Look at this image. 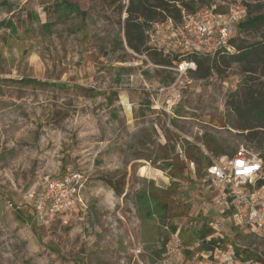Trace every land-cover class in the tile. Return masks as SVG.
<instances>
[{
  "label": "rangeland",
  "instance_id": "374dc122",
  "mask_svg": "<svg viewBox=\"0 0 264 264\" xmlns=\"http://www.w3.org/2000/svg\"><path fill=\"white\" fill-rule=\"evenodd\" d=\"M56 1L0 0V20L15 24L0 27V264H264L263 236L234 224L229 201L182 153L187 140L211 159L238 148L254 154L234 108L243 93L237 67L193 75L169 112L154 108L155 89L172 81L171 66L126 45V0L112 7L68 0L80 14L47 32L40 23ZM232 1L210 0L222 9ZM23 76L55 86L4 80ZM56 110L68 113L59 124ZM201 139H214V150ZM177 170L182 175L171 177ZM73 172L80 174L69 185L74 202L49 223L37 222L35 198ZM122 177L126 195L106 180ZM163 205L174 233L159 220ZM203 228L220 239L212 250L200 246ZM235 245L260 260H241Z\"/></svg>",
  "mask_w": 264,
  "mask_h": 264
},
{
  "label": "trees",
  "instance_id": "16d2710c",
  "mask_svg": "<svg viewBox=\"0 0 264 264\" xmlns=\"http://www.w3.org/2000/svg\"><path fill=\"white\" fill-rule=\"evenodd\" d=\"M106 7H112L117 0H100ZM246 7V15L238 23L237 34L231 38L225 45L221 46L213 55L207 52L189 51L180 53L175 51L162 52L154 46L146 43L145 30L153 26L154 23H162L171 20L174 24L181 22L184 15L192 14L200 10H206L213 5L210 0H126L123 17V34L126 45L134 52L147 55L154 63L160 66H173L181 60L192 61L195 68L190 71V75L197 78H207L213 69L217 73L224 72L233 65L237 67L238 72L242 74L240 82L243 85L242 99L237 103L235 108L236 115L245 123L247 132L243 138L250 144L247 148L252 149L254 154L261 160L262 172L264 171V4H249L243 0ZM201 6H206L200 9ZM216 9H222L217 6ZM76 6L68 0H59L46 7L47 21L40 23V27L50 32V26L54 22L68 18L71 13H79ZM30 16V12H27ZM53 19H50V16ZM1 28L13 30L15 24L12 19L0 20ZM172 80L174 72L172 71ZM7 82L18 83L23 85L34 86H55L54 83L35 79L32 77H21L20 79H4ZM152 106V104H151ZM68 113L61 114L59 110L54 111L56 123H60L67 117ZM201 144L209 151L214 148L211 143L214 139L203 141ZM184 159L195 165V175L201 177L206 172L207 167L211 164L212 159L206 155L200 145L183 141ZM246 149V148H245ZM248 150V149H246ZM250 151V150H248ZM220 151H215V156ZM229 155V154H228ZM167 166L173 168L174 163L170 161ZM172 172L171 177L181 176L183 170ZM104 178V176H102ZM108 185L118 195L124 193V177L115 184L111 179H106ZM116 180V179H115ZM257 187L264 186V179H259ZM126 195V193H124ZM159 209V220L161 224L168 228L169 233H174L176 225L168 223V213ZM213 231L210 228L199 230L197 233L200 246L203 250H212L218 246L220 239L212 236ZM258 236L261 233L255 232ZM207 237H209L207 239ZM264 238V236H263ZM164 244V243H163ZM238 246H233L234 254L241 260L249 259L260 260L256 253L242 251Z\"/></svg>",
  "mask_w": 264,
  "mask_h": 264
},
{
  "label": "built area",
  "instance_id": "2783aa9c",
  "mask_svg": "<svg viewBox=\"0 0 264 264\" xmlns=\"http://www.w3.org/2000/svg\"><path fill=\"white\" fill-rule=\"evenodd\" d=\"M245 15L243 0H233L224 9H216L213 5L209 9L184 15L178 24L169 19L154 23L145 30L146 43L162 52L197 51L213 55L237 34L238 23ZM194 68V62L186 60L171 66L174 79L157 86L152 99L154 108L169 112L170 107L181 98L182 88L194 82L190 75ZM238 161L243 164L238 165ZM206 172L220 199L229 201L234 224L251 226L264 236V186L255 185L262 172L261 160L250 151L238 148L229 155L212 159ZM79 179L80 174L73 172L52 181L47 191L34 200L35 220L47 224L56 213L65 211L74 202V189L69 185ZM174 248L171 250L179 253V249Z\"/></svg>",
  "mask_w": 264,
  "mask_h": 264
},
{
  "label": "clouds",
  "instance_id": "9594fccd",
  "mask_svg": "<svg viewBox=\"0 0 264 264\" xmlns=\"http://www.w3.org/2000/svg\"><path fill=\"white\" fill-rule=\"evenodd\" d=\"M237 163H238V165H242V164H243V162H242V161H238Z\"/></svg>",
  "mask_w": 264,
  "mask_h": 264
},
{
  "label": "crops",
  "instance_id": "0c3cea01",
  "mask_svg": "<svg viewBox=\"0 0 264 264\" xmlns=\"http://www.w3.org/2000/svg\"><path fill=\"white\" fill-rule=\"evenodd\" d=\"M137 117V116H136ZM224 202V201H223ZM232 216V215H231Z\"/></svg>",
  "mask_w": 264,
  "mask_h": 264
}]
</instances>
